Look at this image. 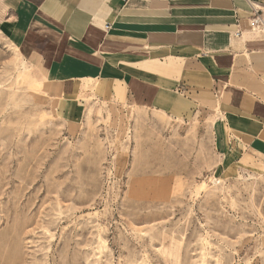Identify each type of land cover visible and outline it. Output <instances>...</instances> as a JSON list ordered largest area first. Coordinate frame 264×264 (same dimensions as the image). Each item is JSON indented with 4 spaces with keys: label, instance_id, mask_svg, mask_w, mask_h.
<instances>
[{
    "label": "rangeland",
    "instance_id": "374dc122",
    "mask_svg": "<svg viewBox=\"0 0 264 264\" xmlns=\"http://www.w3.org/2000/svg\"><path fill=\"white\" fill-rule=\"evenodd\" d=\"M27 62L48 71L0 28V264H264V155L221 110L176 119L91 86L72 123Z\"/></svg>",
    "mask_w": 264,
    "mask_h": 264
},
{
    "label": "crops",
    "instance_id": "0c3cea01",
    "mask_svg": "<svg viewBox=\"0 0 264 264\" xmlns=\"http://www.w3.org/2000/svg\"><path fill=\"white\" fill-rule=\"evenodd\" d=\"M255 16L264 19V0H0L3 36L42 55L50 73L27 63L58 87L66 121L84 118L83 95L99 86V96L131 97L176 119L221 110L230 137L264 155Z\"/></svg>",
    "mask_w": 264,
    "mask_h": 264
},
{
    "label": "bare ground",
    "instance_id": "6f19581e",
    "mask_svg": "<svg viewBox=\"0 0 264 264\" xmlns=\"http://www.w3.org/2000/svg\"><path fill=\"white\" fill-rule=\"evenodd\" d=\"M255 17L252 19V21H251V24H252V26L254 27V28H256V29H264V21L263 20H261V21H258V22H256L255 20ZM256 58V55H252L251 56V58H250V60H254ZM86 82V81H85ZM84 83V82H83ZM89 86L88 85H84V88H88ZM90 88V87H89ZM94 89H95V87H94ZM94 91V90H93ZM213 120V119H212ZM213 122V121H212Z\"/></svg>",
    "mask_w": 264,
    "mask_h": 264
},
{
    "label": "built area",
    "instance_id": "2783aa9c",
    "mask_svg": "<svg viewBox=\"0 0 264 264\" xmlns=\"http://www.w3.org/2000/svg\"><path fill=\"white\" fill-rule=\"evenodd\" d=\"M254 20H255L256 22L261 21V20L264 21V19H263L261 16H255V19H254ZM106 28L109 29V28H110V24H107V25H106ZM240 35H241V32L238 31V32L236 33V36H240Z\"/></svg>",
    "mask_w": 264,
    "mask_h": 264
}]
</instances>
